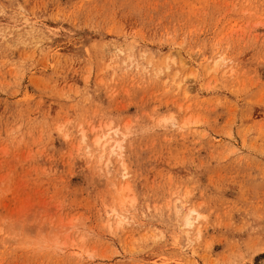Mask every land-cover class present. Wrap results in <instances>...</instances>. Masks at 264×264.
<instances>
[{"label": "rangeland", "instance_id": "1", "mask_svg": "<svg viewBox=\"0 0 264 264\" xmlns=\"http://www.w3.org/2000/svg\"><path fill=\"white\" fill-rule=\"evenodd\" d=\"M0 264H264V0H0Z\"/></svg>", "mask_w": 264, "mask_h": 264}, {"label": "bare ground", "instance_id": "2", "mask_svg": "<svg viewBox=\"0 0 264 264\" xmlns=\"http://www.w3.org/2000/svg\"><path fill=\"white\" fill-rule=\"evenodd\" d=\"M97 144H100V140L97 141ZM193 211L190 212V214L186 217V224L187 226H192L195 219L192 218L191 214Z\"/></svg>", "mask_w": 264, "mask_h": 264}]
</instances>
